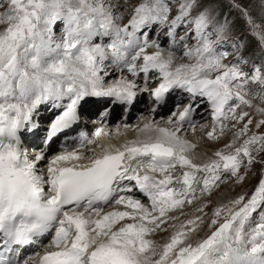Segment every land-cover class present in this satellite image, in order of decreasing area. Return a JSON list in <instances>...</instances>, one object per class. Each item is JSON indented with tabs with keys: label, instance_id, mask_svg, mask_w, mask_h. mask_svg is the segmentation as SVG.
Returning <instances> with one entry per match:
<instances>
[{
	"label": "snow or ice",
	"instance_id": "obj_1",
	"mask_svg": "<svg viewBox=\"0 0 264 264\" xmlns=\"http://www.w3.org/2000/svg\"><path fill=\"white\" fill-rule=\"evenodd\" d=\"M0 264H264V0H0Z\"/></svg>",
	"mask_w": 264,
	"mask_h": 264
},
{
	"label": "bare ground",
	"instance_id": "obj_2",
	"mask_svg": "<svg viewBox=\"0 0 264 264\" xmlns=\"http://www.w3.org/2000/svg\"><path fill=\"white\" fill-rule=\"evenodd\" d=\"M144 103V101L141 102V106L140 105H137L138 109H133L132 113L128 116V122L129 123H133L134 121L133 120H130V119H135L136 115L138 112L140 111H143V108H142V104ZM121 118V115H120V109L117 108L115 110V112L113 113V117H112V122H115L117 120H119ZM199 133H197L198 135Z\"/></svg>",
	"mask_w": 264,
	"mask_h": 264
},
{
	"label": "rangeland",
	"instance_id": "obj_3",
	"mask_svg": "<svg viewBox=\"0 0 264 264\" xmlns=\"http://www.w3.org/2000/svg\"><path fill=\"white\" fill-rule=\"evenodd\" d=\"M223 2L225 3V5L227 4V0H223ZM245 2H249V0H245ZM146 99V98H145ZM141 106V105H140ZM135 109H138V107L136 106V108ZM136 118H137V115H136V117H135V119L133 118V119H130V120H133L134 122L136 121ZM258 167V166H257ZM253 183H255V181L254 180H248V181H246L245 182V185H244V187H249L250 185H252ZM237 191H239V189H237Z\"/></svg>",
	"mask_w": 264,
	"mask_h": 264
}]
</instances>
